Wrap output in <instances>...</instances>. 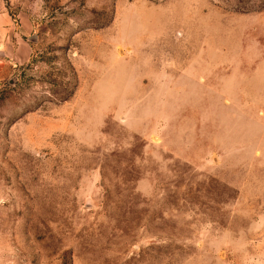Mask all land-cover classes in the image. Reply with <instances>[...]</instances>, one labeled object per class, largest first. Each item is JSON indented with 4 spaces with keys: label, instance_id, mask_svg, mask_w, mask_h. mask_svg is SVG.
I'll use <instances>...</instances> for the list:
<instances>
[{
    "label": "rangeland",
    "instance_id": "1",
    "mask_svg": "<svg viewBox=\"0 0 264 264\" xmlns=\"http://www.w3.org/2000/svg\"><path fill=\"white\" fill-rule=\"evenodd\" d=\"M0 264H264V0H0Z\"/></svg>",
    "mask_w": 264,
    "mask_h": 264
},
{
    "label": "trees",
    "instance_id": "2",
    "mask_svg": "<svg viewBox=\"0 0 264 264\" xmlns=\"http://www.w3.org/2000/svg\"><path fill=\"white\" fill-rule=\"evenodd\" d=\"M64 100H65V98H64Z\"/></svg>",
    "mask_w": 264,
    "mask_h": 264
}]
</instances>
